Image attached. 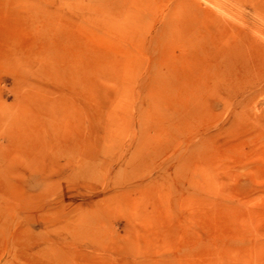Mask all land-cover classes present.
<instances>
[{"label":"rangeland","instance_id":"rangeland-1","mask_svg":"<svg viewBox=\"0 0 264 264\" xmlns=\"http://www.w3.org/2000/svg\"><path fill=\"white\" fill-rule=\"evenodd\" d=\"M263 58L264 0H0V264H264Z\"/></svg>","mask_w":264,"mask_h":264},{"label":"bare ground","instance_id":"bare-ground-1","mask_svg":"<svg viewBox=\"0 0 264 264\" xmlns=\"http://www.w3.org/2000/svg\"><path fill=\"white\" fill-rule=\"evenodd\" d=\"M214 23V22H213ZM218 27H220V25L218 26ZM234 29V28H233ZM217 30V29H216ZM220 30H222V29H220ZM222 31H226V29L224 30H222ZM235 31V30H234ZM218 32H220V31H218ZM232 32V31H231ZM237 32V31H236ZM224 34V33H223ZM223 34H222V36H223ZM242 34V33H241ZM231 35V34H230ZM229 35V36H230ZM235 35V34H234ZM237 36V35H236ZM236 36H234V37H236ZM244 37H246L245 35H244ZM204 38V37H203ZM247 38V37H246ZM240 39H242L241 37H240ZM245 39V38H244ZM248 40H250V39H248L247 38V41ZM200 41V40H199ZM220 41H222V40H220ZM245 41V40H244ZM246 41V42H247ZM248 43V42H247ZM250 43H252V40L250 41ZM236 44V43H235ZM203 45V44H202ZM218 45V44H217ZM233 45H234V43H233ZM252 45V44H251ZM214 46V45H213ZM232 46V45H231ZM233 47V46H232ZM235 47V46H234ZM235 48H239V47H235ZM254 48H256V47H254ZM253 47H252V49H254ZM204 49V48H203ZM219 50H220V47L218 48ZM222 50H223V48H221ZM249 49V48H248ZM250 49H251V47H250ZM249 49V50H250ZM215 50V49H214ZM218 50V51H219ZM231 50H233V49H231ZM224 51V50H223ZM250 51H252V50H250ZM221 52V51H220ZM237 52H238V50H237ZM256 52V51H255ZM258 52H260L259 50H258ZM198 53V52H197ZM200 53V52H199ZM222 53V52H221ZM220 53V54H221ZM253 53H254V51H253ZM252 53V54H253ZM201 54H202V52H201ZM205 54V53H204ZM246 54V53H245ZM256 54L257 53H255V57H256ZM260 54L261 53H259V56H260ZM216 55V54H215ZM250 55V54H249ZM261 55H263V53L261 54ZM217 56V55H216ZM219 56V55H218ZM247 56H248V53H247V55H246V58H247ZM253 56V55H252ZM196 57H198V56H196ZM250 57V56H249ZM262 57V56H261ZM199 58V57H198ZM205 58V57H204ZM208 58V57H207ZM206 59V58H205ZM210 59V58H209ZM211 59H214V58H211ZM241 59V58H240ZM248 59H250V58H248ZM254 59V58H253ZM256 59H258L257 57H256ZM260 59V58H259ZM264 59V58H263ZM199 60V59H198ZM217 60H219V59H217ZM247 60V59H246ZM215 61V60H214ZM235 61V60H234ZM236 61H238V60H236ZM247 61H250L251 62V60H247ZM253 61V60H252ZM258 61V60H257ZM193 62V61H192ZM241 62H243V61H241ZM250 62H248L249 64L248 65H250ZM255 62V61H254ZM216 63V62H215ZM256 63V62H255ZM258 63V62H257ZM237 64H239V63H237ZM262 64V63H261ZM264 64V63H263ZM245 65V64H244ZM252 65H254V63L252 64ZM186 66V65H185ZM233 67V66H232ZM246 67H247V64H246ZM189 68V67H188ZM191 68V67H190ZM205 68V67H204ZM239 68V67H238ZM241 68H242V66H241ZM248 68H249V66H248ZM254 68V67H253ZM255 68H257V67H255ZM255 68H254V70H255ZM260 69H261V66L259 67ZM206 69V68H205ZM216 69H218L217 67H216ZM232 69V68H231ZM237 69V68H236ZM226 70V69H225ZM262 70H263V68H262ZM209 71H210V69H209ZM221 71V70H220ZM232 71H233V69H232ZM240 71V70H239ZM245 71V70H244ZM248 71H249V69H248ZM251 71V70H250ZM259 71V70H258ZM186 72V71H185ZM201 72V71H200ZM205 72V71H204ZM222 72V71H221ZM235 72V71H234ZM189 73V72H188ZM225 73L228 75V73H227V71H225ZM233 73V72H232ZM255 73H256V71H255ZM258 73V72H257ZM184 74V73H183ZM206 74V73H205ZM204 74V75H205ZM211 74V73H210ZM238 74V73H237ZM219 75H221L220 73H219ZM238 75H240V74H238ZM242 75H243V73H242ZM241 75V76H242ZM246 75V74H245ZM247 75H249V74H247ZM253 75V74H252ZM180 76H182V75H180ZM185 76V75H184ZM194 76H195V74H194ZM200 76L202 77V75L200 74ZM199 76V77H200ZM207 76V75H206ZM213 76V75H212ZM215 76V75H214ZM188 77V76H187ZM197 77V76H196ZM217 77V76H216ZM228 77V76H227ZM232 77H234V75H232ZM232 77H231V80H232ZM252 77V76H251ZM183 78V77H182ZM189 78V77H188ZM206 78V77H205ZM222 78V77H221ZM235 78V77H234ZM243 78V77H242ZM187 78H184V80H186ZM197 79V78H196ZM212 79V78H211ZM215 79V78H214ZM229 79H230V77L228 78V82L229 83H231L230 81H229ZM245 79V78H244ZM246 79H248V78H246ZM200 80V79H199ZM203 80V79H202ZM216 80V79H215ZM182 81V80H181ZM204 81V80H203ZM221 81V80H220ZM236 81V80H235ZM242 81V80H241ZM249 81V80H248ZM222 82V81H221ZM226 82V81H225ZM217 83V82H216ZM195 84V83H194ZM197 84V83H196ZM199 84V83H198ZM203 84V83H202ZM208 84V83H207ZM222 84V83H221ZM189 85V84H188ZM199 85H201V84H199ZM217 85V84H216ZM195 86V85H194ZM214 86V85H213ZM186 87H188V86H186ZM186 87H185V89H186ZM190 87H192V86H190ZM199 87V86H198ZM197 88V87H196ZM203 88V87H202ZM205 88V87H204ZM211 88V87H210ZM183 89V88H182ZM205 91V90H204ZM223 100V99H222ZM226 100V99H225ZM228 102V101H227ZM258 102V101H257ZM260 103V102H259ZM232 107V106H231ZM241 111V110H240ZM264 111V110H263ZM187 119V118H186ZM256 120V119H255ZM264 120V119H263Z\"/></svg>","mask_w":264,"mask_h":264}]
</instances>
